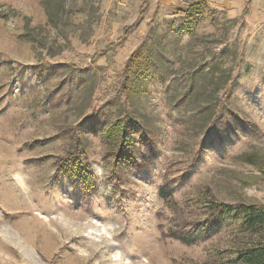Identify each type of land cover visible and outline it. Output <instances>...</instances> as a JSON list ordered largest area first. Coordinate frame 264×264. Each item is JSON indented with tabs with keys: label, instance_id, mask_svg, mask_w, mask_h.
<instances>
[{
	"label": "rangeland",
	"instance_id": "obj_1",
	"mask_svg": "<svg viewBox=\"0 0 264 264\" xmlns=\"http://www.w3.org/2000/svg\"><path fill=\"white\" fill-rule=\"evenodd\" d=\"M212 201L264 204V0H0V264H238L170 236Z\"/></svg>",
	"mask_w": 264,
	"mask_h": 264
},
{
	"label": "trees",
	"instance_id": "obj_2",
	"mask_svg": "<svg viewBox=\"0 0 264 264\" xmlns=\"http://www.w3.org/2000/svg\"><path fill=\"white\" fill-rule=\"evenodd\" d=\"M200 92H196V95ZM204 93V92H202ZM209 110V107L197 109V113ZM222 111L213 117V113H209L203 120V127L208 133L217 125V120L222 116ZM75 155L66 157L67 161L74 160ZM79 168L75 176L81 178L88 191L93 188L92 176L87 167L81 166L80 161H76ZM170 190L162 187L161 196L167 198ZM234 224L240 230H245L254 233V238L247 241V245L243 248L236 250L235 262L238 264H264V204L257 203H244L239 202L236 204L226 202L212 201L208 205V214L204 221L196 225L195 230L192 231H174L170 234L171 237L179 239L185 244L192 245L197 242L209 239L217 233L223 224Z\"/></svg>",
	"mask_w": 264,
	"mask_h": 264
},
{
	"label": "bare ground",
	"instance_id": "obj_3",
	"mask_svg": "<svg viewBox=\"0 0 264 264\" xmlns=\"http://www.w3.org/2000/svg\"><path fill=\"white\" fill-rule=\"evenodd\" d=\"M61 219H64V217H62ZM69 220H70V218H69ZM69 220L67 219V221H66V223H68V224L70 223L69 225H71V223H72V224L75 225V226H76V225L79 226V223H80V222L77 223L75 219L72 220V221H69ZM57 221H58V220H55V222H54V221H51V220H50V222H51L52 225L55 224V223H58ZM33 222H34V223H33ZM31 223H33L32 226H31V227H32L31 229H39V228H37V224H36L35 221L31 220L30 224H31ZM76 223H77V224H76ZM77 228H78V227H77ZM41 230H42V229H41ZM41 230H40V232H43V231H44V230H43V231H41ZM37 232H39V231H37ZM46 235H47V234L45 233V235H43V236H45V237L48 238V235H47V236H46Z\"/></svg>",
	"mask_w": 264,
	"mask_h": 264
}]
</instances>
